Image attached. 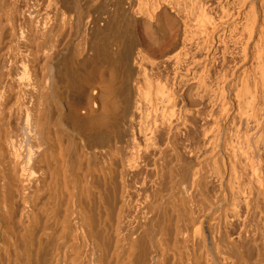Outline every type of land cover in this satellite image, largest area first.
<instances>
[{
  "label": "bare ground",
  "instance_id": "1",
  "mask_svg": "<svg viewBox=\"0 0 264 264\" xmlns=\"http://www.w3.org/2000/svg\"><path fill=\"white\" fill-rule=\"evenodd\" d=\"M0 264H264V0H0Z\"/></svg>",
  "mask_w": 264,
  "mask_h": 264
},
{
  "label": "rangeland",
  "instance_id": "2",
  "mask_svg": "<svg viewBox=\"0 0 264 264\" xmlns=\"http://www.w3.org/2000/svg\"><path fill=\"white\" fill-rule=\"evenodd\" d=\"M247 3H248V2L245 3L246 5H245V8H243L244 10H245L246 7H247ZM245 12H247V11L245 10ZM140 28H146V24L141 25ZM239 29H240V30H239ZM239 29L236 30V31H237V32L241 31V32L238 33V34L240 35V34H242L243 32H242L241 28H239ZM236 31H235V33H234V32L232 33V34H233L232 36L230 35V37H232L231 40H232L233 43L235 44L234 47L232 46V45H234V44L232 43V41H231V42L229 41L230 38L228 37V38H229V39H228V44H229V46L231 45V48H232V49L236 48V45H237V44L234 42V39H235L236 42L239 41V40H238V39H239V37H238L239 35L237 34ZM235 34H237V35H235ZM234 35H235V36H234ZM245 36H246V35H245ZM237 37H238V38H237ZM233 38H234V39H233ZM243 41H245V40H243ZM256 41H258L257 35H256V38L254 37V39L250 42V44L253 46V45H255V44L257 43ZM238 45H239V44H238ZM238 45H237V46H238ZM234 50H235V49H234ZM232 51H233V50H232ZM232 51H231V52H232Z\"/></svg>",
  "mask_w": 264,
  "mask_h": 264
}]
</instances>
